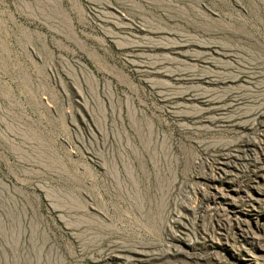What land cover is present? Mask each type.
I'll return each mask as SVG.
<instances>
[{"label":"rangeland","instance_id":"1","mask_svg":"<svg viewBox=\"0 0 264 264\" xmlns=\"http://www.w3.org/2000/svg\"><path fill=\"white\" fill-rule=\"evenodd\" d=\"M0 264H264V0H0Z\"/></svg>","mask_w":264,"mask_h":264},{"label":"bare ground","instance_id":"2","mask_svg":"<svg viewBox=\"0 0 264 264\" xmlns=\"http://www.w3.org/2000/svg\"><path fill=\"white\" fill-rule=\"evenodd\" d=\"M223 171H224V168H223ZM226 171V170H225ZM223 174V173H222Z\"/></svg>","mask_w":264,"mask_h":264}]
</instances>
